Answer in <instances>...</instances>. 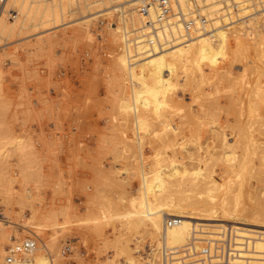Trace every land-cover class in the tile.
<instances>
[{
    "label": "bare ground",
    "instance_id": "bare-ground-1",
    "mask_svg": "<svg viewBox=\"0 0 264 264\" xmlns=\"http://www.w3.org/2000/svg\"><path fill=\"white\" fill-rule=\"evenodd\" d=\"M107 1L114 0H6L0 41L30 29H40L38 33L62 25L73 28L67 33L58 30L61 37L92 38L90 15L101 11L92 9ZM116 1L120 2L105 9L115 18V23H108L112 29L108 41L121 47L113 60V78L121 88L117 107L121 128H130L135 138L124 141L121 148L139 152L141 167L133 173L141 179L129 209L118 212L108 205L114 209L90 210L82 220L98 224L111 218L126 231L143 230L149 237V252L140 250L137 236L134 247L124 245L125 264H164L163 248L175 249L173 264H264V0H177L183 12L197 7L204 13L205 24L189 29L173 14L162 16L152 8L140 11L141 0ZM73 4L88 13L68 18ZM129 23L138 26L131 30ZM54 34L44 36L45 43ZM6 55L0 53V75ZM236 62H240L237 73ZM193 85L205 95V103L196 108L190 96L177 92L181 88L189 95ZM176 111L180 116L173 120ZM201 132H205L204 149L198 144ZM145 136L151 139L144 142ZM9 140L0 145V155L12 143L21 153V139ZM146 143L154 153L153 165L141 161ZM185 157L194 161L188 163ZM24 167L9 173L5 193L9 197L15 193L12 184L20 176L28 177ZM128 167L110 173L123 181ZM246 198L248 203L243 202ZM8 216L0 218V264H51L50 256L41 252L50 244L45 239L42 246L9 257L3 245L18 242L17 226L35 224L24 214L15 222ZM53 223L50 226L57 224ZM12 226L16 229L10 233ZM188 246L190 251L184 248Z\"/></svg>",
    "mask_w": 264,
    "mask_h": 264
},
{
    "label": "rangeland",
    "instance_id": "rangeland-1",
    "mask_svg": "<svg viewBox=\"0 0 264 264\" xmlns=\"http://www.w3.org/2000/svg\"><path fill=\"white\" fill-rule=\"evenodd\" d=\"M118 2L98 3L92 9L101 10L90 15L94 39L62 35L64 40H60L61 31L67 33L73 28L62 25L38 33L36 31L40 29H30L0 41V53L8 54L4 57L0 75V145L11 138L13 142L20 138L18 141L24 144L21 153L12 143L6 145L9 151L0 155V218L9 215L6 219L15 222L21 221V214L30 217L35 225H27L29 229L17 226L18 241L37 236L36 245L42 246L45 239L44 243L50 244H46L47 251L42 248L41 252L45 251L44 254L50 256L51 264H125L126 253L123 250L127 244L134 247L137 236L140 250L146 249L145 254L150 250L149 237L144 236L143 230L126 231L127 228L119 221L111 218L98 224L86 223L83 219L90 210L96 209L100 213L99 209H107L108 205L114 206L115 209L108 208L116 211L119 208L118 212L129 209V199L136 194L141 179L139 174L133 173V169L141 167L139 152L136 148L122 150L124 141L134 142L135 138L130 128L126 131L121 128V109L117 107L121 88L113 78V60L121 47L108 41L112 30L108 23H115V18L107 13L105 7ZM71 8L70 19L88 13L84 7H81V12L76 10L74 4ZM137 26L129 23L128 28L132 30ZM47 34H54L50 36L52 41L49 43H45ZM133 34L131 31L129 36ZM40 38L44 41L41 42L43 47L41 44L37 46ZM235 64L238 70L233 71L237 73L240 62ZM194 86L189 95L181 88L177 92L183 97L190 96L189 102L196 108L205 103V95ZM202 87L205 92V83ZM51 100L54 102L53 118L52 115L50 118ZM179 116L176 111L171 117L177 119ZM204 136L205 132H201L198 144L205 148ZM145 137L144 142L151 139L150 136ZM143 148L141 161L153 165L152 149L148 143ZM184 160L188 163L194 161L188 157ZM18 162L22 164L19 166ZM126 165L130 172L122 174L121 183L110 171L114 172L116 167L123 170ZM24 166L28 177L18 178L24 180V184L19 183L20 180L12 184L15 193L9 197L5 194L9 173L13 175ZM246 199L243 202L248 203ZM52 222L57 224L50 226ZM39 223L43 226L37 225ZM13 228L16 229L9 227L10 233L15 232ZM10 245L3 246L7 249Z\"/></svg>",
    "mask_w": 264,
    "mask_h": 264
},
{
    "label": "built area",
    "instance_id": "built-area-1",
    "mask_svg": "<svg viewBox=\"0 0 264 264\" xmlns=\"http://www.w3.org/2000/svg\"><path fill=\"white\" fill-rule=\"evenodd\" d=\"M6 0H0V15L2 14L5 7ZM149 8H152L160 13L162 16H168L170 14L175 15L178 21L182 22L188 29L199 23L200 26L205 24V16L201 9L194 7L188 10V12H183L177 0H141L139 9L140 11L146 12ZM13 11H10V13ZM170 225V221L167 222ZM36 245V238L26 237L25 239L18 241L11 246L7 247V252L9 257L14 256L20 252H27L33 249ZM190 246L184 247L188 248L190 251ZM204 247V246H203ZM201 247V250L202 248ZM175 249L163 248L161 249V254L163 255L164 264H173L174 259H172L176 254ZM205 255V252L202 253Z\"/></svg>",
    "mask_w": 264,
    "mask_h": 264
}]
</instances>
